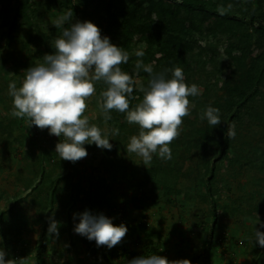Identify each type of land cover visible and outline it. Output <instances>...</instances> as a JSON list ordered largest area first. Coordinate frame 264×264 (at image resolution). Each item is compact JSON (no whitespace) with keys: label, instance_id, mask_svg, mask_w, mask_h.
I'll return each mask as SVG.
<instances>
[{"label":"rangeland","instance_id":"1","mask_svg":"<svg viewBox=\"0 0 264 264\" xmlns=\"http://www.w3.org/2000/svg\"><path fill=\"white\" fill-rule=\"evenodd\" d=\"M55 1L63 3L49 10L44 7L34 19L33 30L23 26L9 42L0 44V248L6 252L5 259L21 254L18 264H36L37 246L45 233L44 264H128L131 257L152 254L170 261L190 260L204 253L210 237L211 264H264V247L255 240L257 229L264 232L263 126L244 119L234 127L233 150L230 159L219 165L211 200L206 168L194 145L208 123L201 119L203 105L190 104L179 137L169 145L172 158L154 154L148 165L127 151L131 136L138 135V125L129 124L116 110L105 122L98 83L84 115L109 138L111 150L85 144V158L62 160L55 149L63 136H52L48 129L39 130L26 118L11 115L8 85L15 81L19 88L27 69L42 63L45 54H54L59 37L52 33L54 21L71 5L75 23L91 22L92 11L79 5L80 0ZM41 34L47 37L36 41ZM256 47L260 53L262 44ZM204 77L207 82L210 76ZM143 82V77H137L139 87ZM199 90L202 95L205 87L200 85ZM208 93L213 100L223 91L213 86ZM113 129H119V134L112 135ZM85 211L104 215L116 226L124 224L125 237L109 249L77 234L74 228ZM50 220L58 224V237L48 232Z\"/></svg>","mask_w":264,"mask_h":264},{"label":"trees","instance_id":"2","mask_svg":"<svg viewBox=\"0 0 264 264\" xmlns=\"http://www.w3.org/2000/svg\"><path fill=\"white\" fill-rule=\"evenodd\" d=\"M62 3L49 0L38 5L35 0H0V44L9 42L23 26L29 25L33 30L34 19L44 7L49 10ZM79 5L92 11L91 22L100 31L104 24L101 37H108L129 54L128 62L120 65L136 81L129 110L143 99L137 77L144 78V87L150 79L148 73L135 68V52L140 47L147 49L140 59L154 72L169 70L165 75L170 79L171 70L180 67L186 84L205 87L202 95L190 96L189 100L205 109L211 106L220 110L221 123L215 127L206 123L194 143L206 168L205 185L213 200L219 165L230 159L233 150L234 138L228 137V127H236L244 119L264 127V0H80ZM220 8L225 9L224 14ZM69 23L75 22L71 19ZM68 26L66 22L61 28L54 27L52 33L61 36L63 27ZM46 37L41 34L36 41ZM256 44H262L260 53H256ZM46 48L51 49V45L46 44ZM205 75L210 76L207 82ZM213 86L223 93L211 100L208 92ZM106 88V84L98 82L97 98ZM119 116L126 120V113L119 112ZM217 220L214 206V223ZM211 241L212 237L204 253L190 259L191 264H201V260L202 264H211ZM47 249L44 233L37 246L36 264H44Z\"/></svg>","mask_w":264,"mask_h":264},{"label":"clouds","instance_id":"3","mask_svg":"<svg viewBox=\"0 0 264 264\" xmlns=\"http://www.w3.org/2000/svg\"><path fill=\"white\" fill-rule=\"evenodd\" d=\"M230 7V6H229ZM224 14L225 9H219ZM72 10L60 15L54 26L63 27L62 35L54 41V54H45L43 62L25 71V78L18 88L15 81L9 83V95L13 97V111L16 118L30 121V126L48 129L50 135L63 136L56 144V153L62 160L77 162L88 153L85 144H95L101 149L111 150L109 138L96 125H90L84 115L88 107L86 101L96 94V83L103 82L107 88L100 92L99 107L105 122L111 120L110 112L126 113L129 124L139 127L138 135H133L127 151L139 155L144 165L151 163L153 155L170 160L169 145L179 137L183 118L190 115L189 97L200 95L196 84L185 83L180 67L172 71V78L165 72L156 73L151 65L144 64L142 50L135 52L137 72L143 70L150 79L147 87L141 85L139 91L143 99L134 109H130L129 97L134 90L133 77L122 71L120 65L127 63L129 54L113 45L108 37H101V31L90 21L69 23ZM220 110L207 107L201 119L215 127L221 123ZM113 129L112 135H118ZM234 125L228 127L229 138L235 137ZM264 227V224L261 225ZM74 231L94 240L96 245L111 249L125 237L128 229L124 224L116 226L104 215L94 216L88 211L80 214ZM49 234L57 237L58 224L50 220ZM255 240L264 247V232L255 231ZM6 252L0 248V264H15L6 260ZM128 264H191L189 259L168 260L158 255H146L131 259Z\"/></svg>","mask_w":264,"mask_h":264},{"label":"built area","instance_id":"4","mask_svg":"<svg viewBox=\"0 0 264 264\" xmlns=\"http://www.w3.org/2000/svg\"><path fill=\"white\" fill-rule=\"evenodd\" d=\"M40 130V129H39ZM44 130V129H43ZM52 136H55V135H52ZM22 259V256L21 254H17L13 260H15V263L18 264V262Z\"/></svg>","mask_w":264,"mask_h":264}]
</instances>
